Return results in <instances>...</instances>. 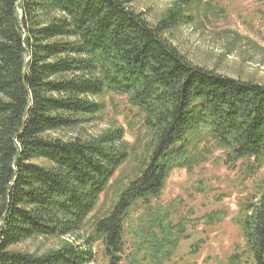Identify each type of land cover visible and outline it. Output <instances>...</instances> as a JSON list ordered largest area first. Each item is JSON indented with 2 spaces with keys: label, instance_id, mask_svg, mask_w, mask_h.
Returning <instances> with one entry per match:
<instances>
[{
  "label": "trees",
  "instance_id": "trees-1",
  "mask_svg": "<svg viewBox=\"0 0 264 264\" xmlns=\"http://www.w3.org/2000/svg\"><path fill=\"white\" fill-rule=\"evenodd\" d=\"M128 2L0 0V264H90L95 241L108 264H184L177 249L188 215L152 200L169 171L191 163L202 142L248 173L264 160V84L195 65L162 36L188 17L187 0L155 26ZM49 11L59 15L44 21ZM104 92L123 97L150 134L135 175L82 245L10 250L30 236L78 231L127 160L121 127L90 140L45 136L99 112L92 97ZM240 208L245 242L228 262L264 264V189Z\"/></svg>",
  "mask_w": 264,
  "mask_h": 264
},
{
  "label": "rangeland",
  "instance_id": "rangeland-1",
  "mask_svg": "<svg viewBox=\"0 0 264 264\" xmlns=\"http://www.w3.org/2000/svg\"><path fill=\"white\" fill-rule=\"evenodd\" d=\"M181 0H129L128 6L143 14L155 26ZM184 20L163 31L162 36L195 65L243 81L264 84V0H187ZM44 13V21L58 16ZM102 107L66 129L45 136L70 140H90L116 127L123 129V140L130 146L127 160L116 170L109 187L98 198L81 228L65 236H30L10 250L44 255L65 244L82 245L93 224L109 209L114 194L131 179L140 155L150 146V134L140 117L126 110L124 98L108 92L92 97ZM264 189V160L248 173L239 159L230 161L227 151L213 142H202L191 163L174 167L153 201L176 202L187 213L186 237L177 254L184 264H229L235 245L244 246V235L237 221L243 202L259 197ZM123 238H128L124 233ZM130 247L124 245L123 254ZM90 264H108L100 241L92 243ZM125 264V262H122Z\"/></svg>",
  "mask_w": 264,
  "mask_h": 264
}]
</instances>
